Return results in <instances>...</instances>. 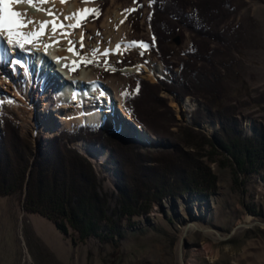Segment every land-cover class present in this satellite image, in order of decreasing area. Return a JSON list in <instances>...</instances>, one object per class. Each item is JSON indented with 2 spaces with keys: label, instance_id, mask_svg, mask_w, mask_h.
I'll list each match as a JSON object with an SVG mask.
<instances>
[{
  "label": "rangeland",
  "instance_id": "rangeland-1",
  "mask_svg": "<svg viewBox=\"0 0 264 264\" xmlns=\"http://www.w3.org/2000/svg\"><path fill=\"white\" fill-rule=\"evenodd\" d=\"M230 1L235 11L219 27L225 41L221 44L212 40L210 47L216 48L213 50L214 61L221 78L219 81L224 87L223 103L239 107L242 112L241 125L250 134L253 131V119L260 121L264 118V0ZM149 2H63L65 10L61 15L64 18L71 13L70 7L74 4L80 10L95 9L96 12L88 14L86 18L81 12L79 27H70V23L61 21L63 27L58 24L55 32L53 26L43 29L40 36L51 38L48 50L52 45V49L57 51L55 55L49 54L48 61L55 63L54 56L57 57L59 53L71 75L78 76L83 70L87 71L91 78L115 90L118 100H112L114 106L106 116H109V123L72 122L65 125L54 117L55 122H59L57 129L52 133L49 130L47 137L41 139L37 136L36 124H27L13 111H8L6 103L0 101V113L6 114L19 125L20 133L32 142L34 151L58 131L74 130L78 125H100L114 130L134 143L137 151L142 153L161 149L154 142V131L177 140L178 128L186 124L208 136L213 135L219 127L218 121H193L191 116L198 106L204 108L193 96L180 98L156 84L157 78L164 77L165 73L163 64L150 50L152 39L146 22ZM37 4L39 0L27 5L35 8ZM22 22L26 23L27 29L31 27L27 21ZM33 25V28H39L37 24ZM190 40L191 32L181 28L178 35L166 42L164 46L169 45L174 52L170 61H179L178 52L187 49ZM124 41H130L131 44L123 45ZM69 47L74 51H68ZM73 61L78 63L74 65ZM159 63L162 73L156 70ZM9 67L6 61L4 71L10 80L3 84L6 90L3 92L14 98L11 96L12 85L18 77ZM137 77L148 81L152 85L149 89L154 90L147 97V102L150 101L148 105L156 108L152 121L145 116V120L150 123L149 132L134 125L124 115L126 112L122 106L123 95L133 91ZM165 78L169 79L168 76ZM58 79L61 78L57 76L53 80L58 82ZM156 90L159 91L156 98L158 96L164 101H153ZM96 91H99L98 87ZM58 106L55 104L49 114H62L64 110L56 109ZM157 120L158 123L155 122ZM139 135L145 141L134 138ZM83 142L109 152L102 161L99 158L92 159L80 147ZM70 145L92 162L97 177L96 191L106 200V214L113 213L112 219H116L113 210L118 206L117 177L114 172L116 163L108 161L111 148L98 143L91 144L84 139ZM193 146L180 144L189 154L187 163L191 167L198 164V159L208 166L216 178L214 191L205 199L187 194L173 199L167 195L160 202H154L147 212L133 216L129 221L122 219L124 233L121 239L114 238L115 244L97 237L73 241V233L69 228L67 233H63L45 217L25 212L17 195H0V264H264V168L248 177L235 168L229 156L228 160L225 156L213 154L208 145ZM198 147L202 152L199 155ZM106 231L103 229V232Z\"/></svg>",
  "mask_w": 264,
  "mask_h": 264
},
{
  "label": "trees",
  "instance_id": "trees-1",
  "mask_svg": "<svg viewBox=\"0 0 264 264\" xmlns=\"http://www.w3.org/2000/svg\"><path fill=\"white\" fill-rule=\"evenodd\" d=\"M149 7L146 22L152 36L150 50L169 77H158L156 84L180 98L191 95L204 106H198L191 117L194 122L218 121L212 136L186 124L178 128L177 140L150 131L161 149L142 153L114 130L80 125L75 130L58 131L34 151L19 125L0 113V195H17L25 212L45 217L63 233L69 228L73 241L97 237L115 244L124 233L122 219L129 221L147 212L167 195L173 199L183 194L207 198L215 189L216 178L199 159L192 168L187 163L189 154L180 144L208 145L213 154L226 159L229 156L235 168L248 177L264 168V118H254L253 131L248 134L241 125L239 107L223 103L224 87L214 61L216 48L210 47L212 40L221 44L225 41L219 27L235 11L231 1L150 0ZM181 28L191 32L190 44L178 52V62L170 61L173 49L164 45ZM150 86L137 77L133 91L124 94L122 102L132 123L144 132L151 128L145 116L151 120L156 113V108L147 102ZM158 93L156 90L152 97L156 103L157 99L164 101L156 98ZM80 139L111 148L108 161L116 163L117 177L118 206L113 210L116 219H112L113 213L106 214V200L96 191L92 162L70 145ZM200 147L198 155L202 153Z\"/></svg>",
  "mask_w": 264,
  "mask_h": 264
},
{
  "label": "bare ground",
  "instance_id": "bare-ground-1",
  "mask_svg": "<svg viewBox=\"0 0 264 264\" xmlns=\"http://www.w3.org/2000/svg\"><path fill=\"white\" fill-rule=\"evenodd\" d=\"M37 5L38 6L35 8L23 2L11 3L8 5L9 9L12 11L25 14L21 16L24 19L18 17L21 22L24 20L32 21V23H29L31 26L29 29H27L26 26L19 28L18 31L24 33L32 31L38 32L41 22H48L46 27L53 26L52 22L61 26V21H66V23L74 25L80 17L74 19L72 18L73 15L82 12V9L80 10L79 6L74 4L70 7L71 13L65 15V18L69 16L65 20L64 16L62 17L61 15V12L65 10L61 0H55L51 3L49 0H46V2H39ZM70 8L68 10H70ZM49 13H51V15ZM33 23L37 24L39 28H33V26H35ZM7 40V33L0 30V101L6 103V109L8 111H13L18 117L23 118L27 124H36L38 127L37 136H39L40 139L42 137H47L46 134L49 130L50 133L54 132L59 122L65 125H70L72 122L79 124L109 123V116H106L111 111L112 106H114L112 100H114V98L116 101L118 100L115 90L104 82L91 78L87 71L83 70L78 76L71 75L69 69L66 67V63L61 59L58 60V57H61L59 53L57 57L54 56L56 60L55 63L52 60L48 61V57H50L49 54L55 55L57 52L52 49L54 47H52V45L49 50L45 47L49 45L51 40L50 37H41L39 35L32 40L31 43H25L22 48L15 44L9 45ZM129 44H131L130 41L123 42V45ZM45 55H47V57H45ZM12 56L14 59H12ZM6 61L10 64L9 68H11L18 77V80H13L14 85H12L13 94H11V96H14V98H10L8 94L3 92L5 90L3 84H7L10 80L8 76H6L7 73L4 71V63ZM156 70L162 73V66L160 63L157 64ZM57 76L61 79H58V82H54L53 79ZM61 81L62 83L59 87ZM96 87L99 88V91L95 92ZM55 104H59L56 109L64 110L62 114H49L50 111L53 110ZM124 115L130 118L125 113ZM54 117L58 118L59 122H55ZM141 137L142 136L139 135L134 138ZM141 139L145 141L143 138ZM83 143H80V147L85 150L92 159L99 158L100 161H102L109 152V150L101 151L98 148Z\"/></svg>",
  "mask_w": 264,
  "mask_h": 264
},
{
  "label": "snow or ice",
  "instance_id": "snow-or-ice-1",
  "mask_svg": "<svg viewBox=\"0 0 264 264\" xmlns=\"http://www.w3.org/2000/svg\"><path fill=\"white\" fill-rule=\"evenodd\" d=\"M27 3L29 5H33L35 3V0H0V30H3L7 33L8 40L7 43L9 45L15 44L18 47H23L25 43H31L32 40L37 38L39 35L43 33V29L46 27L48 22H41L40 24V30L37 31H32V32H21L18 31L19 28L26 27V23H22L18 17H21L22 13L12 11L9 9L8 5L11 3ZM40 3L46 2V0H39ZM61 2H65V0H61ZM83 2H92V0H83ZM37 10H42V9H37ZM95 9H84L82 10L83 17L86 18L88 14L95 13ZM51 15V13H49ZM81 13H76L73 15L72 18L77 19V17H80L82 15ZM67 19V17H66ZM80 19H77V23L74 25H71V27H79L80 26ZM27 23H32V21H27ZM123 23V21H121ZM53 24V32L56 31V28L58 25L55 24V22H52ZM60 27H63L62 25ZM83 38V37H82ZM55 43H58V41H54ZM71 44V42H70ZM81 46H83L82 41H81ZM45 47H48L46 45ZM119 47V45H117ZM70 52H73L74 49L72 47H69L67 49ZM106 54V53H105ZM59 59H63L62 57H58ZM90 62V61H87ZM77 61H73V64H77ZM70 70H75L74 68H71Z\"/></svg>",
  "mask_w": 264,
  "mask_h": 264
}]
</instances>
